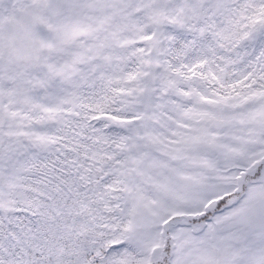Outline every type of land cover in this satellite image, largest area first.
Wrapping results in <instances>:
<instances>
[{
    "label": "snow or ice",
    "instance_id": "obj_1",
    "mask_svg": "<svg viewBox=\"0 0 264 264\" xmlns=\"http://www.w3.org/2000/svg\"><path fill=\"white\" fill-rule=\"evenodd\" d=\"M0 264H264V0H0Z\"/></svg>",
    "mask_w": 264,
    "mask_h": 264
}]
</instances>
